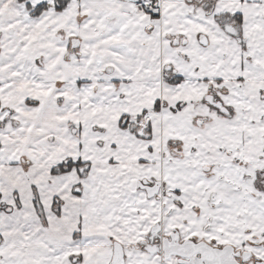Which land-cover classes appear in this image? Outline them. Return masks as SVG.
<instances>
[{"label":"snow or ice","instance_id":"1","mask_svg":"<svg viewBox=\"0 0 264 264\" xmlns=\"http://www.w3.org/2000/svg\"><path fill=\"white\" fill-rule=\"evenodd\" d=\"M0 264H264V0H0Z\"/></svg>","mask_w":264,"mask_h":264}]
</instances>
